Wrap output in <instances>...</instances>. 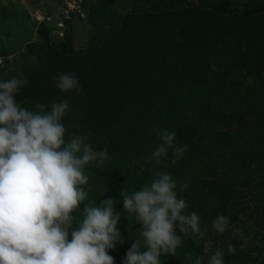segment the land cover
<instances>
[{
    "label": "trees",
    "instance_id": "trees-1",
    "mask_svg": "<svg viewBox=\"0 0 264 264\" xmlns=\"http://www.w3.org/2000/svg\"><path fill=\"white\" fill-rule=\"evenodd\" d=\"M87 24L81 52L71 49L69 32L53 44L45 29L36 31L27 52L38 65L20 78L27 83L15 99L29 110L67 100L65 139L86 136L94 151L107 150L108 159L85 166L82 187L84 203L115 200L124 243L109 250L114 264H123L141 227L124 211L121 190L139 191L155 172L176 179L186 213L195 212L205 232L177 228L182 243L161 264H208L217 250L224 264H264V0H168L121 17L106 4L90 9ZM64 72L76 73L79 92L56 87ZM153 129L187 145L175 164L172 149L148 161L161 143ZM220 214L229 218L223 233L211 227Z\"/></svg>",
    "mask_w": 264,
    "mask_h": 264
},
{
    "label": "clouds",
    "instance_id": "clouds-1",
    "mask_svg": "<svg viewBox=\"0 0 264 264\" xmlns=\"http://www.w3.org/2000/svg\"><path fill=\"white\" fill-rule=\"evenodd\" d=\"M26 83L18 78L0 81V264H114L109 250L124 243L115 200L84 203L88 192L82 187L88 182L85 166L108 159L107 150L94 151L86 136L65 139L67 100L53 102L50 110L42 103L35 110L18 103L15 96ZM56 87L67 93L79 92L81 86L75 72H64L57 74ZM153 131L161 143L147 157L149 162L159 163L169 149L173 164L183 157L187 145H174L175 132ZM176 187L171 174L155 172L139 191L121 190L124 211L141 225L123 264H161L162 254L174 256L182 243L177 228L185 236L203 238L200 217L186 213L188 204L178 198ZM228 223L220 214L211 227L223 233ZM194 264H202L201 258ZM208 264H224V253L215 251Z\"/></svg>",
    "mask_w": 264,
    "mask_h": 264
},
{
    "label": "rangeland",
    "instance_id": "rangeland-1",
    "mask_svg": "<svg viewBox=\"0 0 264 264\" xmlns=\"http://www.w3.org/2000/svg\"><path fill=\"white\" fill-rule=\"evenodd\" d=\"M185 1L195 4L198 0ZM236 1L238 6H241L246 0ZM75 2L73 9L71 7L68 9V0H0V81L20 79L37 67V62L27 52V44L39 41L40 34L36 31L45 29L48 41L53 44L60 43L69 32L71 49L81 52L85 49L91 34L87 17L93 6L109 4L114 8L116 15L121 17L139 8L144 9L159 2L167 3L168 0H75ZM232 233L237 234L236 231ZM238 234L240 235V232Z\"/></svg>",
    "mask_w": 264,
    "mask_h": 264
},
{
    "label": "built area",
    "instance_id": "built-area-1",
    "mask_svg": "<svg viewBox=\"0 0 264 264\" xmlns=\"http://www.w3.org/2000/svg\"><path fill=\"white\" fill-rule=\"evenodd\" d=\"M76 3L75 0H68V3H67V6H68V9H70V7L73 9V4ZM70 12V10H69ZM66 14V13H65ZM81 15V13H80ZM82 17V16H81ZM66 18V17H65Z\"/></svg>",
    "mask_w": 264,
    "mask_h": 264
}]
</instances>
